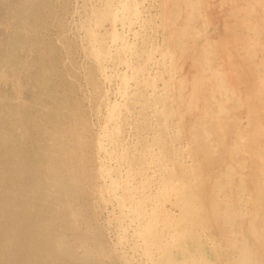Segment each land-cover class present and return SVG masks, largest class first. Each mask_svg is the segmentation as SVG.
<instances>
[{"label":"bare ground","instance_id":"bare-ground-1","mask_svg":"<svg viewBox=\"0 0 264 264\" xmlns=\"http://www.w3.org/2000/svg\"><path fill=\"white\" fill-rule=\"evenodd\" d=\"M88 1L89 0L82 1L83 9L86 11L87 15L88 13L91 15L89 20L87 19L88 21H84L85 20L84 19L83 20L84 22L81 25V28L85 32L84 33L85 35L83 37V39L85 38L84 39L85 47L83 45L82 47H84V50H83L84 53H86L87 55H90L92 59L95 61V63L93 64L94 65L93 68L88 67L90 70L84 75L88 74V79L90 81V82L88 81L89 82L88 84L94 85L95 80H96L95 73L98 72L101 75H106L104 61L106 60V58H110V57L112 58L111 51L109 48L110 46H108L109 44L107 46L105 44V40H106L105 37L108 35L110 40L113 43H116L115 44L116 49L121 48L120 52L123 50L125 55L124 54H121V55L122 56L124 55V58L126 56V58L123 59L124 60L123 64L124 66H125V63L128 65L129 62L127 59V55L130 54L131 51H133V49L135 48L134 47L135 45H133L134 42L129 41V35L133 34V37H137L139 34L138 31L132 28V24L134 25L135 21L137 22L138 20L141 22H144L146 19H145V16L142 14L143 11L140 10V7H138L137 5L138 4L137 0H95L94 2L91 1L92 2L91 5L87 3ZM169 1L171 2V6L168 9L166 8L164 12L168 10V14L170 13L169 16H176V18L179 17L183 13L182 11L184 9L183 7H181V4L183 3L184 5V2H187V0H163V4L167 6ZM39 2L40 0H0V264H106L105 256L107 252L106 250L107 246L105 247L102 239H100L99 237L100 229L95 227L93 224L92 213H88L87 211L84 210V202L85 201L87 202L88 196L90 195V192L92 191V182L94 180L95 175H98V177L100 178L102 177L101 172H96V171L94 172L93 170L94 168H93V155H92L91 143L94 138V135L91 133L92 129L90 127L88 118L86 116L87 112L85 113L84 103L79 97V89L76 86V83H75L76 81L74 82L72 80V75L68 74V71H67V74L63 73L65 70L63 72L61 71L62 67H60V63H62L63 61L61 60L62 55H60L61 54L60 50H58L55 41L52 39L53 37L49 35L50 34L49 27L51 26L54 19L57 18L54 15L55 14L54 12L56 11L55 9L56 6L55 8L53 7V9L47 11L46 7L48 5H45L46 6L45 7V6H42L41 3L39 4ZM197 3L198 2H196V4ZM196 4H195V1H190L187 4V6H189L190 8L194 10ZM258 4H260V2ZM35 6H39L40 9L42 8L46 16L44 15L41 16V13L43 11L42 12L38 10L34 11ZM187 6L185 7V9L187 8ZM253 8H255V6ZM191 13L193 12H190V14L187 13L185 17L183 18L185 21L184 23H186L188 26L193 21V14L191 15ZM126 15L127 16L134 15L132 19L130 18L131 22L126 23L125 21ZM134 18L135 20H133ZM51 19L52 21H50ZM109 19L112 20V25L110 29L103 30V31L101 30L102 32L99 30H96L97 28L95 29L94 27L95 25L97 27L98 26L102 27L103 21L109 20ZM179 19L182 20L181 17ZM60 21H59V25H60ZM263 22L264 20L262 21V23ZM119 23H121L122 26H124L123 25L124 23L128 25L127 26L128 28H126L128 30V33L127 31H125V29H123L124 27L122 26H121L122 27L121 31H119L118 33L117 25ZM258 24H255V25H258ZM256 27L258 29V26ZM251 29H253V27ZM181 30H183V28H181ZM189 30H192V29L190 28ZM184 34H185V31L181 32V36L183 37V40L187 36V35L184 36ZM244 39H247V38L245 37ZM174 40L176 41L175 43L179 42L178 38H175ZM68 41H65L66 46L68 45L67 44ZM250 42L251 41H249L248 43L250 44ZM217 43L214 45L211 43V45L213 46L218 45ZM207 44L211 46L209 41L207 42ZM211 47H209V49ZM218 47L219 46H217V48ZM69 48L68 49L66 48V50H69ZM217 48H215V50ZM248 48H251V47H248ZM263 48L264 47L261 46V49ZM134 50L136 52V49ZM118 53L119 52L117 51L115 52L117 56H118ZM208 53H209L208 55H210V51ZM248 55H250V53ZM122 58L123 57H121L120 59ZM246 59L247 58H245V60ZM256 60H254V62ZM223 63L224 62H222V64ZM229 63H232V59L230 62H228V64ZM262 63L264 64V62ZM211 64L212 62L209 65ZM202 65L204 67L207 64L205 65L202 64ZM260 65L264 66L262 64ZM90 66H92V64ZM137 66L135 65L134 67H132V70L134 72L137 69ZM170 66H173V65H170ZM218 66L220 65L218 64ZM140 68L142 69V67ZM204 68H206V66ZM219 68L221 69V67ZM170 69L172 68H169V70ZM139 70L137 69V71ZM208 70L209 69H207V71ZM222 70L224 71L225 69H222ZM247 70H249L248 67H247ZM166 71L167 70H165V72ZM71 72L73 74L72 70ZM136 73L138 74V72ZM166 73L168 74L169 72H166ZM137 74H135L134 76H136ZM201 74L197 73V75H201ZM221 74L222 73L219 71V73L215 77L217 78V80L215 79L216 81L213 84L211 82L212 85H210V87H207L208 85H206L205 81L202 80L201 78L202 76L201 77L199 76L201 81L199 79H195V81H199L198 83L201 84L199 94L197 93L198 89L197 91L194 92L195 98H196L195 102H197L198 99L200 101L202 100L203 102V103L201 102L202 104L201 107L198 106V104L195 106V102L193 103L194 105L193 107L191 106L193 101H188V107L190 105L191 106L190 108H194L191 111H193L196 115V117L194 118L196 119V122H194V125L195 126L197 125L196 127H198V123L200 121L199 123L200 128L196 129L193 127L194 128L193 132L198 131L199 133L197 134L200 135V140H198L197 144L195 145V152H199V154H201L200 152L204 153L203 156H205L207 160H211L212 159L211 155L216 154L218 151H220V150L218 151L216 150L217 146L212 145V143L214 142L213 141L214 134L217 135V137L219 136L222 138L220 139L221 140L220 144L222 143L224 146L226 144L225 141H226V136L228 133L226 134V129H225L226 126L224 127L225 125L224 120H226L224 119V117H226L230 113V109L232 108L230 107V109H228L229 107L227 108L225 106L227 104V101H232L234 103L233 104L234 110L240 108L242 104H245L246 106L245 102H247L245 98V102L243 103L241 98L237 94H236L237 96L234 94L229 95L230 93L227 87L229 85H226L227 83L223 81L224 79L223 80L221 79L224 77L223 76L224 74L222 75L223 77L220 76ZM106 77H109V76L106 75ZM134 80L137 81L139 80V78L136 80V78L134 77ZM171 81L170 83H172ZM97 84L98 83H96V85ZM168 84L169 83L167 82V85ZM97 86H95V88ZM201 86L204 87V89L207 88L209 90L208 91L206 89L208 93H210V95L212 96L211 99H208L210 95L208 96L206 95L207 97L205 96V94H208L207 91H204V94H203V91L201 90ZM248 86H252V85H248ZM99 90L100 89L98 87V93H99ZM166 92L164 91V95L161 94L162 96L160 95V97L157 98V102L159 103L158 105L159 106L162 105L163 108L155 109L156 113L159 114V117H162L161 121H163L164 124L168 122L172 114L174 115V113H176L175 110L173 111L172 107L169 106L170 104L169 102L170 100H168L169 95L168 96L165 95ZM216 94L219 95V98L216 97ZM258 95H261V94H258ZM99 96H100V93H99ZM256 97H255L256 101L254 102H257L258 104V100L260 99V97L259 99ZM262 97L261 99L264 100V98ZM184 99L183 100L181 99V100L184 101ZM102 101H101V104L104 103ZM260 101L262 100H259V102ZM112 103H109V102L106 103L107 105H110L109 107L110 114H109L108 121H112V119L113 120L116 119L119 122L121 120L122 121L126 120V117L128 116L126 114L127 112L124 113V110H122L123 111L122 113L120 104L116 103V101ZM147 103L149 104V102ZM124 105H129V104L128 102H125ZM150 106L152 105L150 104ZM258 106L259 105H256V103H254L253 105L251 104V105H248L247 107L248 108L247 111L249 112V114L251 113L253 117L254 125L258 123L257 121L260 119V115H261V114H258V111L260 109L258 108ZM96 112L98 114L97 110ZM103 114L104 113H102V115ZM262 121H263L262 123H264V120ZM233 122L234 121H232L231 123ZM259 122L261 123V121ZM247 123H250V122L247 121ZM201 124H202V127H201ZM239 126H242V124ZM235 127L237 126L235 125ZM117 128L118 127H116V130ZM253 128L255 129L256 127H253ZM110 129H111V126H109V131ZM231 129L235 131L234 128H231ZM248 129L250 130L249 132L250 136L249 135L248 136L252 138L253 133L255 131L257 132V130L253 131L252 128H248ZM104 130L105 132L108 133V127H105ZM239 132H241V130ZM259 132L261 133L262 130L261 131L259 130ZM114 133L115 132L113 131L112 133L110 132L111 139L109 140L115 141V138L113 136L116 135L117 132L116 134ZM98 135L99 134H97V136ZM199 135H198V138H199ZM237 135L236 137H238ZM217 137H216V140L218 142L219 140L217 139ZM262 138H264V136ZM256 139L258 138L256 137ZM231 140H233V138ZM262 140L260 139L259 141H262ZM250 141H252V139H250ZM263 142H262V145L264 144ZM117 143L118 142H116L114 146L112 145L113 149L117 147V150H118V147L122 146V144H119V143L117 144ZM165 143L167 144L168 142L166 141ZM168 144H171V142H169ZM248 145H246L247 148L249 147ZM98 146H99V149L103 148L101 143ZM218 146H219V143H218ZM239 146L242 147V145L238 144L235 140H233L231 144H226V148L224 147L223 150H228L227 152L231 153L232 157L234 158V156L237 155V152L240 149ZM147 150L150 152L149 148ZM174 150L176 151V153L178 152L177 148ZM174 150L172 149V151ZM249 150H250V153H252L251 150H253V153H260L257 151V148L255 149V147L249 148ZM262 150H263V147H262ZM151 151L153 152L152 147H151ZM160 152H162L160 156L161 160H159L158 165L160 168L163 169L164 171L163 173L165 174V175L162 174L161 178L159 179L160 182H162L160 183V185L163 184L162 186L163 188L161 187L160 188L168 192L169 190H173L176 192L175 206H177L179 210L175 214L170 213L167 210L163 209L161 205H160L161 208H158V209L153 208L151 210L148 208V204H150V201H152L153 198L151 196L146 195V193H143L140 191L137 193L136 192L133 193L131 189H134V188H130L129 186H126V185H123L124 191L120 196L118 195L119 198L117 197L118 200L120 199L119 202L123 203L122 205L129 206L132 212L136 214L135 216H137V219L139 220V223L135 224L137 225V228H138L137 234H138V237L143 239L145 250H148V253H149L148 255L151 256V253H153L151 252V249H154V251L156 252L154 254H157L156 256L157 264H264V181H263L264 180L263 178L264 168H262L263 166L260 165V167H256L254 165L253 167H255L254 168L255 170L251 169V172H250L251 176L249 178L251 181V185H250L251 190L249 194L250 196H249V200L244 201L245 198L244 199L242 198V193L244 194L243 190L245 188L244 186L246 185L243 186V180L239 178L240 175L237 173V171H234L235 169L234 170L232 169L233 167H231L230 169V166L228 167L229 164L227 165L228 168H226L225 170L222 169L223 171L221 170L215 171L213 167L215 168L217 164H214L215 162L213 161L210 163L207 161L208 163L204 162L205 165L207 164L206 166L212 168L213 170L208 169L207 167L205 169L204 167V170L208 169L209 171L206 172V171H202L201 169L202 172L200 171L201 173H199V171H191L190 168H189L190 170L188 171L189 166L183 165L177 160L175 161L171 160L172 161L170 162L171 164L170 163L168 164L167 161H165L168 156L166 155L168 153L166 146H165V149L160 150ZM115 153L117 157L118 151ZM149 154L150 156L151 155H154L155 157L157 156L156 154H151V152ZM173 154L176 155L175 153ZM199 154L197 153L198 156ZM139 155H137V152H135V150H130L126 153L125 159H127V162H129L130 164L129 166L134 167L135 164H137V162L140 159H143V157L142 156L139 157ZM218 159H220V157ZM214 161L216 160L214 159ZM217 162L218 161H216V163ZM222 162H224V160H222L221 163ZM201 164H202V161L200 165ZM243 164L244 163L242 162V165ZM219 165H220V162H219ZM249 166L250 164L248 165V167ZM120 175L122 176L121 173ZM129 176L130 175H128V177ZM193 176H195V178H193ZM236 177H238L239 180L237 179L235 183ZM253 177H254V180L256 179V182H257V183L255 182L256 185L253 184ZM175 178L177 179V182ZM120 183H118V180H114L111 183L112 188L114 186L115 187L119 185L121 186L122 182ZM97 187H98V190H96L97 193L103 198V194L105 193L103 191L106 187L105 183H104V186L101 185L99 187L98 182H97ZM108 187L110 188V186H107L106 188ZM115 187L113 189L110 188L112 192L116 190ZM247 187L248 186H246V188ZM105 191H107V189H105ZM165 191L163 193L160 192V194L158 193L159 196L160 197L162 196L164 198ZM137 194H139V196ZM113 195H115V193ZM103 199H105V196ZM246 207H250L248 218L246 217L248 214L245 215V211H244ZM245 224L247 225V227L245 226ZM116 243L113 245H116ZM145 252L147 253V251ZM146 253H145V256H146ZM128 261L129 260H127L126 263H128Z\"/></svg>","mask_w":264,"mask_h":264},{"label":"rangeland","instance_id":"rangeland-1","mask_svg":"<svg viewBox=\"0 0 264 264\" xmlns=\"http://www.w3.org/2000/svg\"><path fill=\"white\" fill-rule=\"evenodd\" d=\"M44 1L45 0H40L39 4L41 3L42 6L48 5L47 7L45 6L47 11L53 9V7L55 8V6H56V8H55L56 11L54 12L55 13L54 15L57 18L54 19L51 26L49 27V31H50L49 35L51 37H53L52 39L55 41L58 50H60V53H61L60 55H62V56L64 55L63 57L61 56V60L64 61V62L62 61V63H60V67H62L61 71L63 72L65 70L63 72L64 74H67V71H68V74L72 75V80L74 82L76 81L75 82L76 86L79 89V97L81 98L82 102L84 103L85 113L87 112L86 116L88 118L90 127L92 129L91 133L94 135V138H93L92 143H91L92 155H93V168H94L93 170H94V172L95 171L101 172L102 173L101 174L102 179L100 177H98V175H95L94 180L92 182V191L90 192V195L88 196L87 202L86 201L84 202V210L87 211L88 213H92L93 224L95 227L100 229L99 237H100V239H102L105 247L107 246L106 247L107 252H106V256H105V262H106V264H151L152 262H154L152 264H157V262H156L157 254H154V253H156L154 251V249H151V252H153V253H151V256H149L148 250H145L143 239L138 237V234H137L138 228H137V225H135V224L139 223V220L137 219V216H135L136 214H134L132 212V210H131V208H129V206L122 205L123 203L119 202L120 199L118 200V198L124 191L123 185H126V186H129L130 188H134V189H131V191L133 193L134 192L137 193L140 191V192L146 193V195H148V196H151L153 199H152V201H150V204H148V208L151 210L153 208L158 209V208L162 207L163 209L167 210L168 212L174 213V214L179 210L178 207L175 206L176 192L173 190H169V192H168V191H165L164 189H161V188H163L162 187L163 184L160 185V183H162V182H160L159 179L161 178V175L164 174L163 173L164 171L158 165L159 160H161L160 156L162 153V152H160V150H164L165 146H166V149L168 151V153L166 155H168V156H167V159L165 161H167V163L169 164L170 162L177 160L180 163H182L183 165H188L189 166V167L187 166L188 171L191 169V171H199V173H201L202 171L207 172V171H209L208 169H212V168L207 167L206 166L207 164L205 165V163H208V162L210 163L212 161L215 162L214 164H217L215 166V168L213 167V169H215V171L216 170L223 171L226 168H228L229 166H230V169H231V167H233L232 169L233 170L235 169L234 171H237V173L240 175L239 178L241 180H243V186L246 185V186H248L247 188H249V189H247L246 186H244L247 189L246 190L244 188V190H243L244 194L242 193V198L243 199L245 198L244 201L249 200V196H250L249 194H250V190H251L250 189L251 181L249 178L251 176V173H250L251 169L255 168V167H253L254 165L256 167H260V165H261V166H263L262 168H264V162H262V161H264V159H263L264 158V144L262 145V142L264 141V138H262L264 136V131H263L264 130V128H263L264 123H262L263 122L262 120H264V112H262V111H264V100L261 99L262 96H263L262 98H264V74H263L264 73V66L260 65V64L264 65L262 63V62H264V51H262V50H264V48L261 49V46L264 47V31H262V30H264V28H263L264 22L262 23V21L264 20V0H189V1L187 0V2H184V5H183V3L181 4V7L184 8L182 11L183 13L181 12L182 14L177 18H176V16H169L170 13L168 14V10H166L164 12V10L166 8L168 9L171 6L170 1L168 2V5L166 6L163 4V0H137V2H138L137 5H138V7H140V10L143 11L142 14L145 16L146 20L144 22H141L138 20L139 23H141L142 25L139 24L138 21L137 22L135 21L134 25L132 24V28H134L139 33L137 37H133V34L129 35V41L134 42L133 45H135L134 49H136V52L133 49V51H131V53H130L131 55L130 54L127 55V59H128L129 64L127 65L125 63V66H124V64H123L124 60L123 59H125L126 56L124 58L125 54H124L123 50L120 52L121 48H118L119 50L116 49V45H115L116 43H113L110 40L109 36L107 35L105 37V39H106L105 44H106V46L109 44L108 46H110L109 48L111 51L112 58L111 57L106 58V60L104 61L105 62L104 66H105V74L107 76H109L110 78L106 77V75H101L100 73L96 72L95 77H96L97 81L95 80L94 85L88 84L90 82L88 79V74L84 75L85 73H87L90 70L89 69L90 67L91 68L94 67L93 64L95 63V61L92 59V57L90 55H87L83 51L84 47H85L84 46V44H85L84 39L85 38L83 39L85 32L81 28V25L84 21H88L90 16H91L89 13L87 15L86 11L83 9V6H82L83 0H60V1L59 0H46L45 3H44ZM91 1L94 2L95 0H89L87 3L89 5H91V3H92ZM190 1H195V4H196V2H198L195 5V8H194L195 11L192 8H190L189 6H187V4ZM258 1L260 2V4H258L259 3ZM262 4H263V6H262ZM185 5L187 6L186 9H185V7H186ZM162 6L165 8H163ZM254 6H255V8H253ZM242 8H244V9H242ZM251 8H253L255 11ZM37 10L40 12L43 11L42 8L40 9L39 6H35L34 11H37ZM166 12H167V14H166ZM190 12H193V13H191V15L193 14V21L188 26L186 23H184L185 21L183 18L185 17V15L187 13L190 14ZM248 12H249V14H248ZM85 13H86V15H85ZM199 14H201V15H199ZM42 15L46 16L44 11L41 13V16ZM164 15H165V17H164ZM132 17H134V15H131V16L126 15V18H125L126 23L131 22L130 18L132 19ZM180 17L182 18V20L179 19ZM133 20H135V18ZM50 21H52V19ZM59 21H60V25H59ZM253 22L255 24H258V23L259 24L255 25ZM126 23L123 24L124 26H122L121 23H119L117 25L118 26L117 27L118 33H119V31H121L122 27H124L123 29H125V31H127V33H128V30L126 29V28H128L127 27L128 25ZM111 25H112V20L109 19V20L103 21L102 27L101 26L97 27L96 25L94 27H95V29L97 28L96 30H99V31L102 30L103 31V30L110 29ZM184 25H186V26H184ZM202 25H204L205 27ZM248 25L252 26L253 29H251L252 27H250ZM256 26H258V29ZM185 27L186 28L189 27V28L186 29ZM181 28H183V30H181ZM190 28L192 30H189ZM204 29H206V30H204ZM203 30H204V32H203ZM247 30H249V31H247ZM183 31H185L184 36L187 35L184 38V40H183V37L181 36V32H183ZM239 32H240V34H239ZM177 34L179 35V37ZM192 35H193V37H192ZM248 35H249V37H248ZM55 37H56V39H55ZM245 37L247 39H244ZM175 38L179 39L178 43H175L176 42L174 40ZM211 38L213 39V41ZM190 39H191V41H190ZM58 40H60V41H58ZM107 40H108V42H107ZM65 41H68L67 46L65 45L66 44ZM208 41L210 42V45H211V43L214 45L217 42H218L217 43L218 45H215V46L211 45L212 46L211 47L208 45L209 43L207 44ZM215 41H217V42H215ZM249 41H251L250 44L248 43ZM60 44H61V46H60ZM70 45H72V46H70ZM82 45L84 47H82ZM205 46H207V47H205ZM217 46H219V47L217 48ZM63 47H64V49H63ZM209 47H211V48L209 49ZM248 47H251V48H248ZM66 48L67 49L69 48V50L72 48L71 49L72 51L66 50ZM202 48H203V50H202ZM206 48H208V49H206ZM215 48H217L216 49L217 51L215 50ZM190 49H192V50H190ZM247 49H249V50H247ZM113 50L115 52L116 51L119 52L120 55L118 53V56H117ZM167 50L169 53L167 52ZM196 50H198V51H196ZM208 50L210 51V55H208L209 54ZM255 50L257 51L258 54L256 53ZM63 51H64V53H63ZM66 51H67V53H66ZM203 51H204L207 59H209V60L206 59ZM206 51H208V52H206ZM249 53H250V55H248ZM121 54H124V55L122 56ZM211 54H212V56H211ZM226 54H228V55H226ZM202 56H204V57H202ZM210 56H211V58L212 57L213 58L211 59ZM70 57H72V58H70ZM121 57H123V58L120 59ZM245 58H247V59L245 60ZM231 59H232V63L228 64V62H230ZM61 60H60V62H61ZM119 60H120V62H119ZM254 60H256L257 62L256 61L254 62ZM203 61H204V63H203ZM130 62H132V63L134 62V63L132 64ZM173 62H174V64H173ZM211 62H212V64L209 65ZM222 62H224V63L222 64ZM234 62L237 64H235ZM256 63H257V65H256ZM91 64H92V66H90ZM202 64H204V65L207 64V65H205L206 68H204L205 66L203 67ZM218 64L220 66H218ZM252 64H254V65H252ZM71 65H72V67H71ZM131 65H133V66H131ZM135 65L136 66L138 65L137 69L138 70L140 69L139 71H137V69L135 70V72L132 70V67H134ZM170 65H173V66H170ZM235 65H236V67H235ZM126 66H127V68H126ZM174 66L175 67L178 66V67H176L177 69ZM140 67H142V69ZM168 67L172 68V69L169 70ZM219 67H221V69ZM247 67L249 70H247ZM173 68H175V69H173ZM207 69H209V70L207 71ZM222 69H225L224 70L225 72ZM71 70L73 71V74H72ZM165 70H167L166 72H169V73L167 74L165 72ZM199 70H200V72H199ZM205 70L208 74L205 72ZM246 70L248 71V73ZM69 71H70V73H69ZM219 71L222 73L220 76H222L224 74L223 75L224 77L222 76L223 78H221V79L222 80L224 79L223 81L227 83V84L226 83L225 84L229 85V86H227L228 91L230 93L229 95H232V94L236 95L237 94L241 98L243 103L245 102V98H246L248 103L245 102L246 106H245V104H242V106L240 108L237 107L238 109H235V110H234V106H233L234 103L232 101H227V104L225 103L226 104L225 106L227 108L229 107L228 109H230V107H232L230 109V113L227 115L229 117H227L226 115H225L226 117H224V119L228 120V121L224 120V122H225L224 127L226 126L225 127L226 134L228 133L226 136L225 143L231 144L233 142V140H235L238 144L242 145V147L239 146L240 152L238 151L237 155H235L233 158L232 154L227 152L228 150H223L224 147L226 148V144H225V146L222 143L220 144V141H221L220 139H222V138L219 136L217 137V135L214 134L215 138L213 137L214 142L212 143V145L217 146L216 150L217 151L220 150V151H218L216 154H212L211 160H207L205 158V156H203L204 153L200 152L201 154H199V152H195V145L197 144L198 140H200V135L197 134V133H199L198 131H196V130H195L196 132H193V131H194V128H196V129L200 128V126H199L200 121H199V123L197 122L198 127H196L197 125L196 126L194 125V122H196V119H194L196 117V115L193 111H191L194 108H190V107L191 106L194 107L193 103L195 102V99H196L194 92L197 91V89H198L197 93L199 94L200 85H201L198 83L199 81H195V79H199L201 81L199 76L200 77L202 76L201 78H202V80L205 81L206 85H208L207 87H210V85L215 83V81L217 80V78H215V77L219 73ZM132 72H133V74H132ZM136 72H138V74ZM201 72H202V74H201ZM211 72H213V73H211ZM134 73L137 75L134 76L135 75ZM197 73L201 74V75H197ZM205 74H206V76H205ZM97 75H98V77H97ZM125 75H127V76H125ZM147 76H148V78H147ZM183 76H184V78H183ZM134 77L136 78V80L139 78V80H137L138 82L134 80ZM169 78H170V80H169ZM210 78H211V80H210ZM225 78H226V80H225ZM238 78H239V80H238ZM161 79H162V81H161ZM171 79H172V81H171ZM184 80H186V81H184ZM166 81L169 83L168 85H167ZM170 81L172 83H170ZM208 82H210V83H208ZM211 82H212V84H211ZM96 83H98L97 84L98 86L96 85ZM174 83H175V85H174ZM195 83H196V85H195ZM197 83H198V85H197ZM245 84H246V86H245ZM247 84L252 85V86H248ZM165 85H167V86H165ZM182 85H184V86H182ZM95 86H97V87L95 88ZM98 87L100 89L99 90L100 96L98 93ZM167 87H169L170 89ZM192 87L195 89H193ZM229 87H230V89H229ZM172 88L174 91L172 90ZM152 89H153V91H152ZM206 89H204V87L201 86V90L203 91V94H204V91L208 90V89L207 90ZM154 91H156V92H154ZM164 91L165 92L169 91L168 93L166 92L165 95H167V96L169 95L168 96L169 97L168 100H170L169 106L172 107L173 111L175 110V112H176V113H174V115L172 114V116L169 118L168 122L165 124L163 123V121H161L162 117H159V114L156 113V111H155V109L163 108L162 105H160V106L158 105L159 103L157 102V98H159L161 94L164 95ZM208 91H207V93H208ZM170 92L172 93V95ZM95 93L96 94L98 93V94L96 95ZM253 93H255V94H253ZM80 94H82V95H80ZM143 94H144V96H143ZM190 94L193 96H191ZM258 94H261V95H258ZM206 95L208 96V95H210V93L205 94V96ZM254 95H255V97L258 95L256 98L259 99V97H260L259 100H262V101L259 102V100L257 99L258 104H257V102H254V101H256ZM93 96H95V97H93ZM84 97L86 100L84 99ZM102 97H104V98H102ZM216 97L219 98V95L216 94ZM211 98H212V96L210 95L208 97V99H211ZM93 99H95V100H93ZM181 99L182 100L184 99V101H182ZM155 100L157 103L155 102ZM101 101L104 103L101 104ZM114 101H116V103L120 104L121 111L124 110V113L127 112L126 114L130 118L127 116L126 120H124V121L121 120L122 122L121 121L119 122L116 119H114V120L112 119V121H108L109 114H110L109 113L110 112V108H109L110 105H107L106 103H108V102L112 103ZM188 101H193L192 105L191 106L189 105V107H188ZM250 101H252V102H250ZM125 102H128L129 105H124ZM147 102H149V104ZM201 102H202V100L200 101L198 99L197 102H195V106L198 104V106L201 107L202 106ZM253 102L256 103V105L260 106V107L258 106V108H260L258 111V114L263 115V116L260 115V119L257 121L258 125L253 124V117H252L251 113L249 114V112L247 111L248 105H251V104L253 105L254 104ZM150 104L152 106H150ZM89 105L91 107L93 106L92 109ZM154 105H156V106H154ZM151 107H153V108H151ZM96 110L98 111V114H97ZM246 112H248V113H246ZM102 113H104V114L102 115ZM122 113H123V111H122ZM149 114L151 115V117ZM177 114H178V116H177ZM249 115H251V116H249ZM233 116H234V118H233ZM191 117H193V118H191ZM261 117H263V118H261ZM247 118H248V120H247ZM232 121H234L233 122L234 124L231 123ZM247 121L250 123H247ZM259 121H261V123ZM241 124H242V126H239ZM247 124L248 125L250 124V125L248 126ZM232 125H233V127H232ZM235 125L237 127H235ZM109 126H111L110 131H109ZM168 126H170V127H168ZM105 127H108V133L105 132V130H104ZM116 127H118L117 128L118 131L116 130ZM201 127H202V124H201ZM242 127H243V129H242ZM253 127H256V128L254 129ZM231 128H234L235 131H233V129H231ZM248 128H252L253 131L257 130V132L255 131L256 133L255 132L253 133L252 138L249 137L250 136L249 135L250 130ZM121 130H123V131H121ZM240 130H241V132H239ZM259 130L260 131L262 130V132L260 133ZM112 131L115 132L114 134H116V132H117V134L113 136L115 138V141L109 140V139H111L110 132L112 133ZM97 134H99V135L97 136ZM259 134H261V135H259ZM262 134H263V136H262ZM198 135H199V138H198ZM236 135L238 137H236ZM257 135L259 137L262 136V137H260V139L261 140L263 139V140L259 141L260 139ZM116 136H117V138H116ZM216 137L219 140L218 142L216 140ZM256 137L258 139H256ZM232 138H233V140H231ZM238 138H240V139H238ZM250 139H252V141H250ZM166 141L168 143L171 142V144H168V143L166 144L165 143ZM116 142H118V143L120 142L119 144H122V146L118 147V150H117V147H115L114 149L112 148L114 146V144H116ZM100 143L103 146L102 149H99L98 145ZM218 143H219V146H218ZM248 144H250V145H248ZM252 144H254L255 146ZM246 145H248L249 147L247 148ZM125 146H126V148H125ZM151 147L153 149V152L151 151ZM172 147H174V148H172ZM252 147L253 148L255 147V149L257 148V151L260 153H253V150H251V152L253 154L250 153L249 148H252ZM262 147H263V150H262ZM111 148H112V150H111ZM148 148H149L151 154H156L159 157H157V156L155 157L154 155L150 156V154H149L150 152L147 150ZM176 148L178 151L177 153L174 150ZM172 149L174 151H172ZM116 150L118 151L117 157H116V153H115V152H117ZM130 150H135V152H137V155L140 154L139 157H141V156L143 157V159H140L137 162V164H135L134 167L129 166L130 165L129 162H127V159H125L126 153ZM261 150L263 151V153ZM120 151H121V153H120ZM243 151H244V153L245 152L246 153L244 154ZM113 153H114V155H113ZM173 153H175L176 155H174ZM197 153L199 154V156L197 155ZM146 155H148L149 157ZM217 155H219V156H217ZM219 157H220V159H218ZM222 157L225 158L226 160L223 159ZM248 157H250V158H248ZM242 158L244 160L246 158V160L244 161ZM253 158H254V160H253ZM203 159H205V160H203ZM214 159L218 162L216 163V161H214ZM109 160H110V162H109ZM222 160H224V162L221 163ZM125 161H126V163H125ZM201 161H202V164H201L202 166L200 165ZM114 162H116V163H114ZM219 162H220V165H219ZM231 162H232V164H231ZM242 162L244 163L243 165H242ZM248 163L250 164L249 167H248V165H249ZM155 165H156V167H155ZM203 165H205V166H203ZM227 165H228V167H227ZM235 165H236V167L237 166H239V167L236 168ZM143 166H144V168H143ZM241 166H243V167H241ZM98 167H100V168H98ZM132 167H133V169H132ZM192 167L195 169H193ZM204 167H205V169H206V167L208 169L204 170ZM247 167H248V169H247ZM134 168H135V170L136 169L137 170L135 171ZM201 169H202V171H201ZM115 170H117V171H115ZM212 170H210V171H212ZM133 172H134V174H133ZM120 173L122 174V176L120 175ZM114 174H116V175H114ZM124 175L125 176L127 175V176L125 177ZM128 175H130L129 176L130 178L128 177ZM121 178H122V180H121ZM193 178H195V176H193ZM237 179H238V177L235 178V183H236ZM114 180H118V183L122 182V185L121 186L119 185L116 187L114 186L116 190H114L112 192V190L110 188H112L111 183ZM175 180L177 182L176 178H175ZM158 181H159V183H158ZM97 182H98L99 187L101 185L104 186V183H105L106 187L110 186V188L108 187L109 190H108V188L105 187V189H107L108 192L105 191V189L103 191V192H105L103 194V198L105 196V199H103L96 191V190H98ZM255 182H256V179L254 180V177H253V184L254 185H256V183H257V182L255 183ZM125 188H127V187H125ZM164 191H165L164 198L162 196L160 197L159 196L160 192L163 193ZM114 193H115V195H113ZM139 194H137V195L139 196ZM155 198H156V200H155ZM97 199H99V200H97ZM93 201H94V203H93ZM160 205H161V207H160ZM244 211H245V215H247L250 212V207H246ZM128 213H129V215H128ZM248 216H249V214L246 217L248 218ZM117 220H119V221H117ZM132 222H134V223H132ZM245 226L247 227L246 224H245ZM107 231H108V233H107ZM124 232L126 235L124 234ZM114 234H115V236H114ZM131 236H132V238H131ZM123 237H125V238H123ZM120 238H122V239H120ZM106 243H108V244H106ZM115 243H116V245H113ZM119 244H121V245H119ZM111 246L113 248L114 247L115 248L113 249ZM120 251L122 254L120 253ZM145 251H147V253ZM145 253H146V256H145ZM131 254H133V255H131ZM110 257H112V258H110ZM125 258H126V260H125ZM153 258H154V260H153ZM127 260H129L128 263H126ZM129 262H131V263H129Z\"/></svg>","mask_w":264,"mask_h":264}]
</instances>
